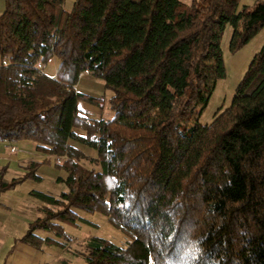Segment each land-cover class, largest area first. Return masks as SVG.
<instances>
[{
	"label": "trees",
	"instance_id": "1",
	"mask_svg": "<svg viewBox=\"0 0 264 264\" xmlns=\"http://www.w3.org/2000/svg\"><path fill=\"white\" fill-rule=\"evenodd\" d=\"M3 1L0 141H31L43 159L0 180V193L41 181L51 158L67 188L37 194L40 216L20 241L65 247L57 239L67 240L63 225L77 226L78 210L107 216L132 239L89 238L85 264H264V45L231 106L199 123L225 77V26L237 51L264 28V2L73 0L66 11L65 0ZM54 58L52 78L39 66ZM81 74L104 80L112 119L78 107L103 101L77 91Z\"/></svg>",
	"mask_w": 264,
	"mask_h": 264
},
{
	"label": "rangeland",
	"instance_id": "2",
	"mask_svg": "<svg viewBox=\"0 0 264 264\" xmlns=\"http://www.w3.org/2000/svg\"><path fill=\"white\" fill-rule=\"evenodd\" d=\"M180 1L185 4H190L192 0ZM257 2H264V0H240L238 10H241L242 7L250 8ZM64 9L66 11L71 9V3L68 0L65 1ZM1 12L3 11L1 10ZM231 35L232 27L230 24H227L220 40L225 77L216 82L209 103L199 119L201 125L210 124L219 111L222 112L231 106L236 87L239 85L254 55L264 45V28L247 44L234 52H232L229 47ZM57 65L58 59L54 58L41 67L44 74L52 75L56 73ZM76 89L81 93L103 100L100 106H93L84 102L78 103V107L87 117L105 120L113 118L114 113L110 110L109 106L112 92L105 88L103 79L94 77L90 74H81ZM18 143L26 145L28 155H30L29 162L42 161L43 158L35 151V143L31 141H20L14 144L18 145ZM70 144L80 149L89 159L96 158L95 152L92 149L73 141H70ZM65 159V157H62L59 162ZM81 163L88 168L92 166L87 159L81 160ZM26 166H28V162L21 167H11L8 170L10 174L6 176L4 181L10 183L12 179L23 176L27 171ZM94 169L99 171L100 167L97 166L94 167ZM11 172H14L15 176H11ZM37 175L41 177V181L27 180L16 187V191L23 190L21 188L25 187L32 189L27 191L26 198L9 197L7 199V201L13 204H19L20 206V208L16 209L18 212L14 211L13 214L21 217L19 226L23 230V235L28 230L29 224L40 216L36 207L42 203L36 193L59 196L60 193L67 191L66 186L58 181L60 177H65V172L55 167L53 158H51L48 163L39 167ZM76 213L80 217V220L77 221V226L63 225L67 240L57 239L58 242L65 243L66 246H42L39 253L42 261L41 264H61L63 260L66 261L67 264H85L82 253L85 252V242L91 237H99L108 240L118 247H126L128 243L132 241L129 235L114 227L107 216L100 213L91 214L78 210ZM37 235L42 238L53 237V234L45 231H38Z\"/></svg>",
	"mask_w": 264,
	"mask_h": 264
},
{
	"label": "crops",
	"instance_id": "3",
	"mask_svg": "<svg viewBox=\"0 0 264 264\" xmlns=\"http://www.w3.org/2000/svg\"><path fill=\"white\" fill-rule=\"evenodd\" d=\"M68 1L72 6L73 0ZM1 10H4L3 0H0V12ZM55 74L47 76L55 78ZM29 159L30 155H28L25 144L18 143V145H15L0 141V180L4 183H9L4 181L6 176L10 174L8 170L11 167H21L27 162L29 163ZM11 176H15V173L11 172ZM16 187L0 193V264H41L42 261L39 256L41 250L20 241L23 237V230L19 226L21 217L13 214L14 211L18 212L16 209L20 208L19 204H13L7 201L9 197L24 199L27 196V191L32 189L25 187L21 188L23 190L16 191ZM39 206L36 207L37 210Z\"/></svg>",
	"mask_w": 264,
	"mask_h": 264
},
{
	"label": "built area",
	"instance_id": "4",
	"mask_svg": "<svg viewBox=\"0 0 264 264\" xmlns=\"http://www.w3.org/2000/svg\"><path fill=\"white\" fill-rule=\"evenodd\" d=\"M39 68L42 69L41 66H39Z\"/></svg>",
	"mask_w": 264,
	"mask_h": 264
}]
</instances>
